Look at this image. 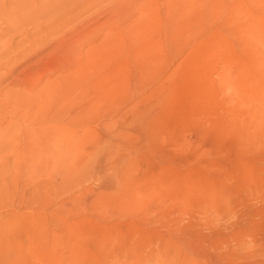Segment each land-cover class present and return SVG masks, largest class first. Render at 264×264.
Listing matches in <instances>:
<instances>
[{"label": "rangeland", "instance_id": "rangeland-1", "mask_svg": "<svg viewBox=\"0 0 264 264\" xmlns=\"http://www.w3.org/2000/svg\"><path fill=\"white\" fill-rule=\"evenodd\" d=\"M100 1L0 0V264H264V0Z\"/></svg>", "mask_w": 264, "mask_h": 264}, {"label": "bare ground", "instance_id": "bare-ground-1", "mask_svg": "<svg viewBox=\"0 0 264 264\" xmlns=\"http://www.w3.org/2000/svg\"><path fill=\"white\" fill-rule=\"evenodd\" d=\"M7 1V0H6ZM35 1V0H34ZM71 1V0H70ZM100 1V0H99ZM102 1V0H101ZM100 1V2H101ZM28 2V1H27ZM37 2V1H36ZM35 2V3H36ZM97 2V1H96ZM21 3V5H22V3L23 2H20ZM89 3H90V1H89ZM19 4V3H18ZM45 4H48V3H45ZM44 4V5H45ZM92 4V3H91ZM96 4H98V2L96 3ZM103 4V3H102ZM17 5V4H16ZM20 5V6H21ZM24 5V4H23ZM101 5V4H100ZM19 6V5H18ZM18 6H16V7H18ZM27 7L29 6V5H26ZM48 6V5H47ZM32 7V6H31ZM89 7V6H88ZM21 8V7H20ZM24 8H26V7H24ZM40 8V7H39ZM42 8H44V7H42ZM90 8V7H89ZM88 8V9H89ZM16 9H18V8H16ZM29 9V8H28ZM85 9V8H84ZM25 9H23V11H24ZM30 11L32 10V8L31 9H29ZM40 10V9H39ZM43 10H45L46 11V8L45 9H43ZM36 11V10H35ZM41 11H42V9H41ZM25 12V11H24ZM23 12V13H24ZM32 12V11H31ZM31 12H29V13H31ZM33 12H34V10H33ZM38 12V11H37ZM36 12V13H37ZM47 12V11H46ZM45 12V13H46ZM28 13V12H27ZM28 13V14H29ZM41 13H43V12H41ZM41 13H40V16H41ZM22 14V13H21ZM25 14V13H24ZM26 15V14H25ZM39 16V17H40ZM38 17V18H39ZM36 18H37V16H36ZM37 18V19H38ZM40 18H42V17H40ZM89 19V18H88ZM91 19V18H90ZM53 25H55V24H53ZM49 27V26H48ZM74 27V26H73ZM63 29V28H62ZM51 30V29H50ZM47 31H48V28H47ZM59 31V30H58ZM64 32V31H63ZM87 32V31H86ZM103 32V31H102ZM70 33V32H69ZM51 34V33H50ZM49 34V35H50ZM54 34V33H53ZM52 34V35H53ZM106 34H108V33H106ZM56 35V34H55ZM109 35H111V34H109ZM48 36V35H47ZM58 36H60V35H58ZM111 37V36H110ZM44 38V37H43ZM48 38V37H47ZM46 38V39H47ZM51 38H53V37H51ZM68 38V37H67ZM66 38V39H67ZM101 38H103V37H101ZM106 38V37H105ZM105 38H104V40H105ZM111 38H113V37H111ZM63 39V38H62ZM108 38H106V40H107ZM56 40H57V37H56ZM59 40V39H58ZM101 41V42H109V40L108 41ZM75 41V40H74ZM100 41V40H99ZM115 41V40H114ZM45 42V41H44ZM100 42V43H101ZM33 43V42H32ZM34 43H36V41H34ZM39 43V46H40V44H41V42H38ZM50 43V42H49ZM52 43V42H51ZM69 43H70V41H69ZM99 43V44H100ZM110 43V42H109ZM112 43V42H111ZM115 43V42H114ZM113 43V44H114ZM60 44L61 45H63V43H61V41H60ZM59 44V45H60ZM112 44V45H113ZM27 45H30L31 46V43L30 44H27ZM52 45V44H51ZM102 45V44H101ZM100 45V46H101ZM106 45V44H105ZM104 45V46H105ZM32 46H34V45H32ZM55 46V45H54ZM64 47H66L65 45H63ZM62 46V47H63ZM68 46H70V44L68 45ZM75 46V45H74ZM103 46V47H104ZM109 46V45H108ZM113 46H115V45H113ZM35 47V46H34ZM59 47V46H58ZM61 47V48H62ZM63 47V48H64ZM102 47V48H103ZM106 47H107V45H106ZM111 47V46H110ZM37 49H38V47H36ZM40 48V47H39ZM55 49L57 48V47H54ZM62 48V49H63ZM113 48V47H112ZM111 48V49H112ZM28 49H30L29 48V46L26 48V50L25 51H27L28 52ZM32 49V48H31ZM101 49V48H100ZM104 50H105V48H103ZM102 49V50H103ZM108 49V48H107ZM34 50V49H33ZM67 50H68V48H67ZM70 50H71V47H70ZM99 50V49H98ZM57 51V50H56ZM66 51V50H65ZM64 51V52H65ZM96 51V50H95ZM105 51H107V50H105ZM109 51V50H108ZM23 52V51H22ZM30 52V51H29ZM36 52V51H35ZM104 52V51H103ZM24 53V52H23ZM67 53V51L65 52V54ZM17 54V53H16ZM50 54V53H49ZM48 54V55H49ZM71 54V53H70ZM87 54H89V52L87 53ZM18 55V54H17ZM56 55V54H55ZM25 56V55H24ZM29 56V55H28ZM19 57V56H18ZM21 58V57H20ZM70 58H71V56H70ZM91 58V57H90ZM67 60V59H66ZM73 60V59H72ZM20 61V60H19ZM40 61V60H39ZM90 61V60H89ZM87 62V61H86ZM79 63V62H78ZM80 64V63H79ZM86 65V64H85ZM73 66V65H72ZM82 66V65H81ZM78 67V66H77ZM80 67V66H79ZM87 67V66H86ZM81 68V67H80ZM82 69V68H81ZM72 72V71H71ZM78 72H79V70H78ZM83 72V71H82ZM78 75V74H77ZM80 76V75H79ZM71 77V76H70ZM78 77V76H77ZM61 78V77H60ZM72 78V77H71ZM76 78V77H75ZM57 79V78H56ZM80 79V78H79ZM66 80V79H65ZM60 81V80H59ZM69 81V80H68ZM41 83V82H40ZM35 84V83H34ZM33 84V85H34ZM77 84V83H76ZM76 84H74V82H73V84H72V86L73 85H75L74 87H76ZM54 85H56V87H58L57 86V84H54ZM54 85H52V83L51 84H44L42 87H40V88H37L38 86L37 85H34V86H30V84H29V86H28V84H27V86L28 87H26L27 89H25L23 92H21L18 96L16 95V93H15V95H16V97L14 98V103H15V106H14V108L17 106V107H19V109H21V112H22V110L24 111V112H22V114H24L23 116L24 117H26L27 116V120L29 119V118H32L31 120H28L27 122L28 123H33V121L35 120L36 122L37 121H39V123L41 122V123H43V122H48L49 124L53 121V120H55V119H57V115H58V113H60L61 111L59 110V109H55L54 108V110H46L47 109V107L46 106H44L45 104H47V103H49V101L51 100V99H54V100H56L55 98H51V96H53V95H55V94H57V89L55 88V86ZM26 85H24V87H25ZM60 86V85H59ZM64 86V85H63ZM66 86H68V85H66ZM77 87H78V85H77ZM73 88V87H72ZM63 89V88H62ZM76 89V88H75ZM78 89V88H77ZM67 90H68V88H67ZM70 90H72V89H70ZM22 91V90H21ZM76 91V90H75ZM61 92H62V90H61ZM66 92V91H65ZM68 92H69V90H68ZM73 92V91H72ZM76 94V93H75ZM6 95V94H5ZM49 95H51V96H49ZM58 95V94H57ZM61 95V94H60ZM66 95H67V93H66ZM65 95V96H66ZM59 96V95H58ZM61 96H63V95H61ZM65 96H63V97H65ZM76 96V95H75ZM74 96V97H75ZM9 97V96H8ZM10 97H11V95H10ZM48 97H50L51 99L48 101ZM54 97V96H53ZM60 97V96H59ZM67 98V97H66ZM9 99V98H8ZM57 99H58V97H57ZM67 99H69V98H67ZM72 99V98H71ZM59 100V99H58ZM52 101V100H51ZM12 102V101H11ZM53 102V101H52ZM58 102V101H57ZM13 103V102H12ZM61 104H62V102H61ZM51 105V104H50ZM58 105V104H57ZM56 105V106H57ZM45 107L44 109H42V107ZM53 106V105H52ZM55 106V105H54ZM75 106V105H74ZM50 107V109L52 108L51 106H49ZM59 108H61V107H59ZM71 108V107H70ZM41 110H46V111H48V112H46V113H43ZM59 110V112L57 113V111ZM74 109H72V111H73ZM8 112V111H7ZM27 113H34V115H32L31 114V116H28L27 115ZM13 114V113H12ZM60 114H62V113H60ZM18 116H21V115H18ZM14 117V115H12V119H14L13 118ZM29 117V118H28ZM59 118V117H58ZM17 119V118H16ZM15 119V120H16ZM18 120H20V119H17V121ZM23 120H24V118H23ZM50 120V121H49ZM20 121H22V120H20ZM43 121V122H42ZM56 121V120H55ZM26 122V121H25ZM26 122V123H27ZM21 123V122H20ZM19 123V124H20ZM52 123H57V122H52ZM61 123V122H60ZM13 124H15V123H13ZM35 124V123H34ZM37 124V123H36ZM45 124V123H44ZM10 125V124H9ZM18 125V124H17ZM40 125L41 124H38L37 126H39L40 127ZM56 125V124H55ZM10 126H12V125H10ZM19 126V125H18ZM36 126V125H35ZM42 126V125H41ZM52 126H54V125H52L51 124V130H52V128H55V127H52ZM57 128V133L55 132V131H53V132H55V133H48L47 134V132H49V131H47V130H41V129H38V127L36 128V130L33 128V131H32V129H31V127H30V129L28 128V131H27V133H28V135H27V133H26V135H27V137H26V139H24V141L26 142V145H25V147H28V146H31L34 150H35V152H37V154H35V159H36V161H39V160H42L43 158H44V155H45V152H46V150H47V147H48V144L50 143V142H53V144H49V146L50 145H52L50 148H52V149H50V150H53L52 152L54 153V150H57V142H60V141H58V139H56V137L55 136H57V134L59 133L60 135H61V131H58V128L60 129V126L59 127H56ZM19 129V128H18ZM24 129V128H23ZM38 129V130H37ZM43 129V128H42ZM50 130V129H49ZM23 131H25V130H23ZM45 131H47V132H45ZM24 133V132H23ZM54 134H56V135H54ZM59 134H58V136H59ZM52 135H53V137H52ZM59 137H61V136H59ZM19 138V137H18ZM22 138H23V135H22ZM59 140H62V139H59ZM24 143V142H23ZM20 144V143H19ZM18 149V148H17ZM49 149V148H48ZM17 151V150H16ZM21 152V151H20ZM48 152V151H47ZM51 152V151H50ZM60 153V152H59ZM17 154V153H16ZM58 154V152L57 153H55V154H53V157L51 156V158H53V159H57V155ZM17 155H19V154H17ZM25 155V154H24ZM49 156V155H48ZM24 157V156H23ZM18 158H20V157H18ZM21 159V158H20ZM19 159V160H20ZM23 159H25V158H22V160ZM50 159V158H49ZM31 161V160H30ZM16 162H19V161H16ZM22 163H24V162H22ZM27 163H29V162H27ZM38 163V162H37ZM20 164L21 163H18V165L20 166ZM31 164V163H30ZM35 164V163H34ZM34 164H32V165H34ZM17 165V166H18ZM23 165H26V164H23ZM36 165V164H35ZM16 166V167H17ZM37 166V165H36ZM27 167V166H26ZM25 167H23L22 166V169H24ZM15 169V168H14ZM16 169H19V168H16ZM26 169V168H25ZM8 171V170H7ZM24 171V170H23ZM15 172V171H14ZM33 172V171H32ZM39 173V172H38ZM17 174H19L18 173V171H17ZM26 174V173H25ZM31 174V173H30ZM29 174V175H30ZM36 174V173H35ZM22 175V174H21ZM18 176V175H17ZM37 176V178L36 179H38L39 180V178H41L40 176H38V175H36ZM36 176H31V177H36ZM23 177L25 178V176L23 175ZM29 177V176H28ZM39 177V178H38ZM30 178V177H29ZM28 178V179H29ZM57 178V177H56ZM3 179V178H2ZM14 179H17V178H14ZM21 180H24V179H21ZM37 180V181H38ZM51 180V179H50ZM56 180V179H55ZM5 181V180H4ZM4 181H2V182H4ZM25 181H27V179L25 180ZM31 181V180H30ZM29 181V182H30ZM36 181V182H37ZM51 181H53V180H51ZM39 182V181H38ZM42 182V181H41ZM56 182V181H55ZM26 183V182H25ZM31 183V182H30ZM35 184V183H34ZM34 184H32V185H34ZM51 184H53V183H51ZM24 185V184H23ZM29 185V184H28ZM39 186H41V185H39ZM56 185H54V187H55ZM36 188V187H35ZM41 188V187H40ZM49 188H50V185H49ZM35 190V189H34ZM38 190H39V188H38ZM43 190H44V187H43ZM42 191V190H41ZM45 191V190H44ZM21 192V191H20ZM32 192H34V191H32ZM24 193H26V192H24ZM20 195V194H19ZM26 196H28V195H26ZM25 196V197H26ZM42 196V195H41ZM20 197V196H19ZM23 198H24V196H22ZM43 197V196H42ZM46 197V196H45ZM47 198V197H46ZM32 199V198H31ZM31 199H29V200H31ZM20 200V199H19ZM34 201H36V200H34ZM17 202H18V200H17ZM24 202V201H23ZM26 202V201H25ZM31 202V201H30ZM18 204V203H17ZM22 204V203H21ZM32 204V203H31ZM22 205H24V204H22ZM28 205V204H27ZM34 205V204H33ZM18 206V205H17ZM26 206V205H25ZM21 207V206H20ZM24 207V206H23ZM37 207V206H36ZM58 208V207H57ZM21 209H22V207H21ZM25 210V209H24ZM55 210H56V208H55ZM26 211V210H25ZM15 212H16V210H15ZM25 213V212H24ZM45 213V212H44ZM51 213H53V212H51ZM12 214V213H11ZM15 215V214H14ZM28 217V216H27ZM39 217V216H38ZM44 217H45V215H44ZM28 219V218H27ZM23 222H25V221H23ZM0 223H2V220H1V222ZM39 223V222H38ZM21 224V223H20ZM1 225V224H0ZM2 225H4V224H2ZM29 226V225H28ZM30 227V226H29ZM36 227V226H35ZM23 228V227H22ZM7 229V228H6ZM51 229V228H50ZM9 230V229H8ZM8 230H6V231H8ZM27 230V229H26ZM54 230V229H53ZM5 231V230H4ZM18 232V231H17ZM32 232V231H31ZM3 233H5V232H3ZM20 233V232H19ZM24 233H26V232H24ZM20 234H22V233H20ZM27 234V233H26ZM46 234V233H45ZM24 235V234H23ZM47 236V235H46ZM14 237H16V235L14 236ZM25 238V237H24ZM23 238V239H24ZM26 239V238H25ZM58 239V238H57ZM12 239H10V241H11ZM44 240V239H43ZM43 240L41 241V242H43ZM50 240V239H49ZM0 241H2V240H0ZM51 241V240H50ZM3 242V241H2ZM27 242V241H26ZM58 242V241H57ZM1 243V242H0ZM33 244H35V242L33 243ZM32 244V245H33ZM43 244V243H42ZM51 244V243H50ZM27 246V245H26ZM30 246V245H29ZM28 246V247H29ZM26 248V247H25ZM32 248V247H31ZM32 250H34L33 248H32ZM36 250V249H35ZM28 251V250H27ZM37 251V250H36ZM35 251V252H36ZM49 251V250H48ZM52 251L54 252V251H57V250H54V249H52ZM28 252H30V249H29V251ZM49 253V252H48ZM28 254V253H27ZM50 254V253H49ZM61 255H62V253H61ZM56 256H59V255H57L56 254ZM28 257V256H27ZM40 257H41V255H40ZM48 257H50V256H48ZM63 258H64V256H62ZM57 260H58V258H57ZM52 261V260H51ZM29 262V261H28ZM27 262V263H28ZM54 262V261H53ZM58 264V263H57Z\"/></svg>", "mask_w": 264, "mask_h": 264}]
</instances>
